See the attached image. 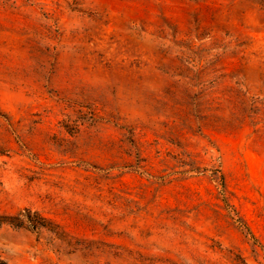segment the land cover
<instances>
[{
    "label": "rangeland",
    "instance_id": "374dc122",
    "mask_svg": "<svg viewBox=\"0 0 264 264\" xmlns=\"http://www.w3.org/2000/svg\"><path fill=\"white\" fill-rule=\"evenodd\" d=\"M0 264H264V0H0Z\"/></svg>",
    "mask_w": 264,
    "mask_h": 264
}]
</instances>
